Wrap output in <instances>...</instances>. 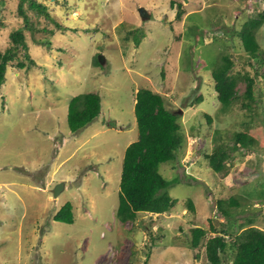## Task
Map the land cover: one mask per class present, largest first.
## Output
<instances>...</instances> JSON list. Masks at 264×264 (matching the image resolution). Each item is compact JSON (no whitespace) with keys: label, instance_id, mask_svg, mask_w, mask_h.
<instances>
[{"label":"rangeland","instance_id":"rangeland-1","mask_svg":"<svg viewBox=\"0 0 264 264\" xmlns=\"http://www.w3.org/2000/svg\"><path fill=\"white\" fill-rule=\"evenodd\" d=\"M35 1L49 16L24 0V19L19 0H0V51L11 44L9 33L21 29L33 60L20 51L5 66L0 87V264H209L204 245L189 246L192 227L207 230L206 237L227 230V241L247 216L263 227L264 66L250 100L243 76L253 68L238 35L262 0ZM255 34L264 49V21ZM222 54L231 57L236 79L235 98L224 111L210 72ZM140 87L161 93L178 114L182 145L158 170L180 181L166 189L176 200L171 210L121 221L115 210L122 157L137 138L133 104ZM88 91L100 95V113L70 132L68 101ZM198 95L201 100L192 103ZM236 131L253 134L257 151L228 149ZM218 145L230 157L216 173L204 154ZM60 181L64 187L55 197ZM228 197L239 202L224 203L231 222L217 203ZM67 202L73 221L54 219ZM231 253L223 264H231Z\"/></svg>","mask_w":264,"mask_h":264},{"label":"trees","instance_id":"trees-1","mask_svg":"<svg viewBox=\"0 0 264 264\" xmlns=\"http://www.w3.org/2000/svg\"><path fill=\"white\" fill-rule=\"evenodd\" d=\"M23 1L19 0L17 10L24 19H27L21 4ZM28 1L29 7L49 16L45 5L35 0ZM262 1L263 7L257 11L256 15L247 18L238 31L243 49L250 55L248 62L253 68L252 75L247 73L243 76L246 81L243 94L250 100H255L256 98L253 95V82L259 70L264 66V49L258 43L255 34L264 21V0ZM173 4L174 1L171 0L170 5ZM181 7L182 4L178 3L175 13L176 19H180L183 14V8ZM9 37L11 44L2 52L0 51V87L5 81V66L20 51H24V56L30 63L33 62L25 51L27 45L22 30L15 29L11 31ZM38 42L43 43V41ZM220 60L221 62L210 72L214 80L213 87L216 91L217 100L221 106L220 110L224 111L230 107L232 100L235 98L236 79L229 72L233 66L231 57L227 54H222ZM252 61L255 63L253 64ZM17 64L18 66L24 65L21 61ZM262 74L264 75V72ZM261 94L262 91H259L258 96ZM200 100L201 96L198 95L191 102ZM243 106L250 108L249 102L244 103ZM100 110L101 99L97 92L88 91L72 96L68 101L66 113L69 131L75 132L86 126L100 113ZM133 112L137 127V138L125 146L124 149L118 190V205L115 210L117 218L121 221H133L140 212H151L158 215L171 210L176 200L170 197L166 189L180 181L176 177L168 180L158 170L161 163L176 158V152L182 145L180 124L177 121L178 114L165 106L161 93L147 87H140L135 91ZM207 119V121H211V117L208 115ZM255 140L256 138L253 137V134L245 131H236L232 137V144L228 149L237 150L243 148L247 151H257L255 146H253ZM226 149V146L218 145L210 153L204 154L208 166L216 173L223 171L226 164H228L227 161L230 155ZM217 201L221 215L231 222L233 219L231 217L232 214L224 206V203L237 206L239 204L238 200L228 197L227 200ZM187 207L191 211L194 209L191 199L187 200ZM53 218L71 223L73 216L70 203L67 202L59 208ZM252 220L251 215L247 216L245 219L246 224L243 225V219H241L238 225L241 231L237 232L231 241H226L222 235L226 232L230 235L227 230L206 237L207 230L195 225L190 231L189 246L204 245L206 261L209 264H223L221 260L223 256L227 255L228 250L232 251L231 264H264V225L263 228L253 226L251 225ZM210 230L212 232L216 231L213 226H210ZM203 237L206 238L205 241H203Z\"/></svg>","mask_w":264,"mask_h":264},{"label":"water","instance_id":"water-1","mask_svg":"<svg viewBox=\"0 0 264 264\" xmlns=\"http://www.w3.org/2000/svg\"><path fill=\"white\" fill-rule=\"evenodd\" d=\"M138 13L140 15L141 18H147L149 16V13L147 12V10L145 8H143L142 6L138 7ZM98 62L99 63H103L105 58L102 54H98L97 56ZM64 187V182L60 181L59 183H57L53 189V195L56 197L57 193L60 192L61 189H63Z\"/></svg>","mask_w":264,"mask_h":264},{"label":"clouds","instance_id":"clouds-1","mask_svg":"<svg viewBox=\"0 0 264 264\" xmlns=\"http://www.w3.org/2000/svg\"><path fill=\"white\" fill-rule=\"evenodd\" d=\"M149 15H150V14H149ZM216 98H217V97H216ZM149 213H151V212H149ZM262 228H263V227H262ZM206 234H207V232H206ZM214 235H215V234H214ZM222 235H223L225 238H227V239H225L226 241L229 240L228 237H229L230 235H228L227 233L222 234ZM207 236H208V235H207ZM204 253H205V251H204ZM199 256H201V255H199V254L196 255V257L200 258ZM205 261H206V256H205ZM207 262H208V261H207ZM208 263H209V262H208Z\"/></svg>","mask_w":264,"mask_h":264},{"label":"crops","instance_id":"crops-1","mask_svg":"<svg viewBox=\"0 0 264 264\" xmlns=\"http://www.w3.org/2000/svg\"><path fill=\"white\" fill-rule=\"evenodd\" d=\"M141 213H142V212L139 213V215L134 219V221H135V220H139V218L144 219V218L142 217V214H141ZM150 214H151V213H150ZM153 224H155V223H153ZM153 224H152V225H153Z\"/></svg>","mask_w":264,"mask_h":264}]
</instances>
